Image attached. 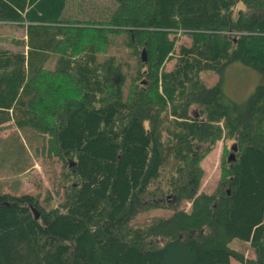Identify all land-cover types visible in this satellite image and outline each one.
Segmentation results:
<instances>
[{
    "label": "trees",
    "instance_id": "1",
    "mask_svg": "<svg viewBox=\"0 0 264 264\" xmlns=\"http://www.w3.org/2000/svg\"><path fill=\"white\" fill-rule=\"evenodd\" d=\"M113 2L105 24L134 37L128 75L100 58L109 31L88 17L95 10L70 20L69 0H0V26L25 32L0 47V128H17L2 160L20 176L34 133L47 134L75 179L49 209L0 182V264H264V0ZM178 33L191 42L176 52ZM230 68L259 76L241 102L224 93ZM201 73L218 81L208 87ZM221 138L235 159L200 192V163Z\"/></svg>",
    "mask_w": 264,
    "mask_h": 264
},
{
    "label": "rangeland",
    "instance_id": "2",
    "mask_svg": "<svg viewBox=\"0 0 264 264\" xmlns=\"http://www.w3.org/2000/svg\"><path fill=\"white\" fill-rule=\"evenodd\" d=\"M82 1L84 0H69L68 8L66 10L65 16L70 20L75 18H80L86 9L95 10L96 15L88 14V17L94 18L95 21L92 23L102 25L106 30L107 38L109 43H107L102 52L100 53V58L105 60L106 58L113 57L117 63L121 64L122 72L125 74L133 73V69L137 66V61L130 55L129 39L127 37V32L129 36H132V41L134 42L133 33L130 27L115 28L109 27L105 23H109L113 14L115 13V4L113 0H88L83 6ZM77 5L81 8V13ZM91 6V7H87ZM240 7V6H239ZM91 11V10H90ZM79 16V17H78ZM25 32L23 28L12 27L9 25L0 26V47L2 48H15L16 40H24ZM171 40H174L175 50L178 51L180 46H188L191 39L187 35H182L180 33L170 36ZM135 44V42L133 43ZM174 60H170L165 65V70L171 69ZM53 66V60L47 65V68ZM236 68L240 70V67ZM236 69L230 68V70L225 71L224 78V93L227 97H230L234 101L241 102L252 90L257 83L260 82L257 73L252 70H247L244 76H241ZM218 75L215 73H201L200 79L206 86H212L218 81ZM140 81L139 83H141ZM264 84V83H262ZM261 85V84H258ZM128 86V84L126 85ZM124 87V91H128ZM17 131L16 125L10 122L3 125L0 128V182L4 183L6 187L4 190L6 192L12 191L11 188H17L19 194H29L36 197L39 203L46 209L58 207L64 198L65 187L71 184L68 180H75L73 176L69 178L67 176V169L65 168L64 160L62 157L55 155L51 146L49 145V136L42 133H34L36 141L33 142L31 148L28 152L29 166L23 174L18 176L15 173V169L11 170L10 165L6 164L2 160L5 154V140L8 136ZM235 143L232 139L221 138L218 140L212 151L201 161L200 167L203 172L200 181L199 191L205 193H211L217 186L220 179L221 165L223 160H228V157L235 152L232 151V147ZM235 157V156H234ZM235 159V158H234ZM18 176V177H17ZM10 188V189H9ZM170 200V198H169ZM172 202V200H170ZM189 203L181 204L182 209H189ZM171 213L169 209H155L149 210L142 214L134 220V223L144 224L153 218H161L168 216ZM230 247L234 250L242 252L246 258H253V251L251 250L248 243H242L239 241H233ZM230 264H240L234 260H231Z\"/></svg>",
    "mask_w": 264,
    "mask_h": 264
},
{
    "label": "water",
    "instance_id": "3",
    "mask_svg": "<svg viewBox=\"0 0 264 264\" xmlns=\"http://www.w3.org/2000/svg\"><path fill=\"white\" fill-rule=\"evenodd\" d=\"M232 151H233V152L236 151V147H235V146L232 147ZM233 160H234V156H233V154H231V155L228 157V161H233Z\"/></svg>",
    "mask_w": 264,
    "mask_h": 264
}]
</instances>
